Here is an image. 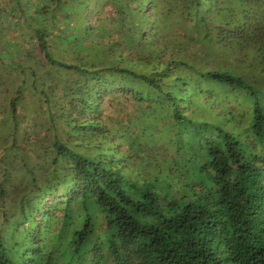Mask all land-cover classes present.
<instances>
[{"label": "trees", "instance_id": "obj_1", "mask_svg": "<svg viewBox=\"0 0 264 264\" xmlns=\"http://www.w3.org/2000/svg\"><path fill=\"white\" fill-rule=\"evenodd\" d=\"M0 264H264V0H0Z\"/></svg>", "mask_w": 264, "mask_h": 264}, {"label": "rangeland", "instance_id": "obj_2", "mask_svg": "<svg viewBox=\"0 0 264 264\" xmlns=\"http://www.w3.org/2000/svg\"><path fill=\"white\" fill-rule=\"evenodd\" d=\"M7 1H8V0H7ZM9 21H10L11 24H7V28H6V29H7V32L5 33V35H8V31H9V34H10V35H8L7 37L11 39L12 36H13V35H12V34H13V31H15L16 28L14 27L13 22H12L11 20H9ZM4 25H5V24H4ZM9 29H10V30H9ZM16 40H17V39H16ZM9 41L11 42V40H9ZM3 43L5 44V41H4ZM8 44H10V43H8ZM24 64H25V65H29V62L24 61ZM157 123H158V122H157ZM185 128H186V127H183L184 130H185ZM181 138H182V139H181ZM183 138H184V140H185V142H186V148H187L188 150H190V149H189V147H190V146H189V142H190V140H189L188 136H186L185 134H183V135L180 137L181 140H180V139H179V140H180V143H182V144H183V141H182ZM191 141H194V140H191Z\"/></svg>", "mask_w": 264, "mask_h": 264}]
</instances>
